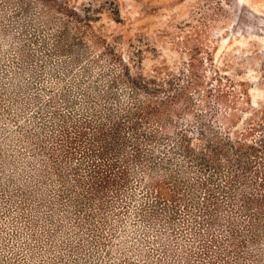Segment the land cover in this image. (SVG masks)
I'll use <instances>...</instances> for the list:
<instances>
[{"label": "rangeland", "instance_id": "obj_1", "mask_svg": "<svg viewBox=\"0 0 264 264\" xmlns=\"http://www.w3.org/2000/svg\"><path fill=\"white\" fill-rule=\"evenodd\" d=\"M0 264H264V0H0Z\"/></svg>", "mask_w": 264, "mask_h": 264}, {"label": "trees", "instance_id": "obj_2", "mask_svg": "<svg viewBox=\"0 0 264 264\" xmlns=\"http://www.w3.org/2000/svg\"><path fill=\"white\" fill-rule=\"evenodd\" d=\"M138 115L141 117V114H138ZM143 120H145V117H142L139 120L136 118L132 123H127V125H129L130 128H136L137 126H140V124L143 125V123H144ZM120 123H122V122L120 121ZM123 123L125 124V122H123ZM157 127L158 126L153 124V125L149 126L148 128H145L144 130H142L143 131V135L144 134H147V135L149 134L150 135V133L152 134L153 132L156 131ZM157 132H158V129H157ZM135 138H138V137H135ZM229 139H231V138L229 137ZM135 140H137V139H135Z\"/></svg>", "mask_w": 264, "mask_h": 264}]
</instances>
